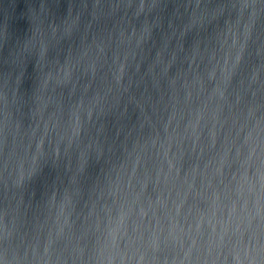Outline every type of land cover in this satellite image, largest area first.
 I'll return each mask as SVG.
<instances>
[{"label":"water","instance_id":"95a60500","mask_svg":"<svg viewBox=\"0 0 264 264\" xmlns=\"http://www.w3.org/2000/svg\"><path fill=\"white\" fill-rule=\"evenodd\" d=\"M39 2L0 0V248L264 264V0Z\"/></svg>","mask_w":264,"mask_h":264},{"label":"clouds","instance_id":"9594fccd","mask_svg":"<svg viewBox=\"0 0 264 264\" xmlns=\"http://www.w3.org/2000/svg\"><path fill=\"white\" fill-rule=\"evenodd\" d=\"M27 14L31 21V29L33 36L43 32L45 30L46 24L48 27L53 28V30L55 31V28L53 27V22L52 20L49 19V5L47 0H40L38 6L30 4L28 6ZM5 35L7 41L8 34L6 29H5ZM57 156H58V152H57ZM36 174L37 171L34 170L30 174L29 180L31 181ZM48 250H49L48 248L45 249L46 252ZM0 258H2L3 264H30L29 256L27 253L21 255L19 252H14L12 255H9V250L7 247L0 248ZM49 264H51V261H49ZM100 264H104V262L101 261ZM108 264H111V262L109 261Z\"/></svg>","mask_w":264,"mask_h":264}]
</instances>
